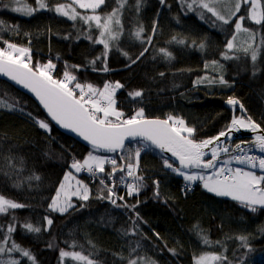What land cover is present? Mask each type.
<instances>
[{
	"label": "trees",
	"instance_id": "16d2710c",
	"mask_svg": "<svg viewBox=\"0 0 264 264\" xmlns=\"http://www.w3.org/2000/svg\"><path fill=\"white\" fill-rule=\"evenodd\" d=\"M44 2L46 9H39L37 0H0V48H6L5 42L29 48L33 67L51 61L55 78L63 79L65 71L74 75L70 87L79 82L102 89L105 83L119 82L123 86L117 89L116 107L124 118L140 109L149 119L172 116L195 130L193 138L203 140L227 130L233 120L227 104L234 99L264 131V24L249 20L250 2L241 0L240 12L227 25L200 8V0H105L95 13L69 0ZM204 2L230 16L235 0ZM260 2L264 13V0ZM60 4L71 5L80 15L70 20L57 14L54 9ZM25 6L37 10H12ZM113 12L111 29L117 38L109 41L105 56L103 46L94 42L100 29L81 17L99 15L104 23ZM240 15L245 16L243 27L255 32L254 43L227 50ZM226 52L232 58L225 59ZM136 91L142 95L134 96ZM240 115L237 111L235 117ZM42 121L49 123L50 131L39 127ZM142 143L127 145L131 160L127 152L123 160L110 155L117 158L114 177L107 175L111 164L95 176L82 172L89 199L75 198L65 213L54 212L49 205L71 164L93 151L60 132L31 97L0 80V196L24 205L0 213V247L5 248L0 264H33L20 252L8 251L13 242L30 251L35 264H87L71 256L62 259L61 250L78 252L92 264H195L207 255L220 257L211 264H264V208L253 212L209 193L202 183L189 189L154 149L141 153L135 177H128L127 164H135L134 151ZM244 152L264 156L254 148ZM101 178L117 194L115 204L107 199ZM129 183L143 185L139 195L128 196ZM26 224L41 231L30 232ZM241 237L247 238V248Z\"/></svg>",
	"mask_w": 264,
	"mask_h": 264
},
{
	"label": "snow or ice",
	"instance_id": "6c2138e0",
	"mask_svg": "<svg viewBox=\"0 0 264 264\" xmlns=\"http://www.w3.org/2000/svg\"><path fill=\"white\" fill-rule=\"evenodd\" d=\"M18 2V0H17ZM245 4L249 0H243ZM260 0H251V8L249 10L248 18L256 25L264 24V13H258L256 6L259 5ZM73 3L78 5L80 9L92 10L93 13L105 3V0H73ZM192 3H197V0H192ZM39 9H46L48 5L44 0H37ZM4 4L0 3V7ZM189 8L192 4L188 5ZM199 7L207 9L212 13L217 20L222 21L224 25L231 22V17L235 16L241 10V0H235L233 11L230 16L222 15L214 10L210 3L200 0ZM16 12H26L28 14L36 11L37 9L31 6L14 7L12 9ZM54 11L70 20H76L80 14L69 4H60L55 7ZM112 16L107 17L106 22L101 23L99 15L82 16L81 19L85 23L90 21L95 22V26L100 29L99 37L94 41L102 45L105 50V56L109 49V41L117 38V34L112 32L111 24ZM245 16L240 15L236 17L234 24L235 32L244 31L249 33L250 37L254 38L255 32L248 28H242ZM119 23V21H117ZM140 31L136 32V36H140ZM236 36L233 35L226 43V49L232 50L234 48L233 41ZM184 43L183 40L178 41ZM6 43V48H0V75L9 77L17 85L22 86L29 92L33 93L38 99L39 103L46 109L47 115L52 121H55L60 127L70 130L77 134L79 137L88 142L94 151L106 153H128V159L132 158L131 149H126L125 142L143 141L138 147L135 148L134 156L136 158L135 164H127V176L135 177L136 171L139 167V158L141 153L146 150L156 149L161 153H168L178 166H174V162H169V159H164V165L185 181L188 182V188L197 181H201L202 186L209 193H213L218 197H229L234 201H238L244 207L249 208L255 212L257 206L264 208V174L257 175L255 171L246 170L244 167H233L236 165H246L247 169H259L264 173V157L251 155L244 152L240 143L235 145L238 154L230 153L228 146L218 145L217 142L221 141L223 137L231 138L233 131H239L241 128L250 130L251 132H259L261 124L252 121L251 118L247 120L233 119L230 122L226 131H221L214 137L197 140L193 138L194 129L186 127L182 119L169 116L167 119H149L144 115L143 109L137 111L134 115L124 118V113L117 109L116 101L114 99L115 92L121 88L119 82L114 85L105 83L103 88L94 87L91 83L86 86L82 83H75L74 87H70L73 81L76 80L74 75L69 74L67 71L63 73V79L55 78L53 75L56 65L51 61L46 64L37 65L33 67L30 49L20 47L15 43ZM203 48V45L200 46ZM144 53H141V56ZM127 55V53H125ZM225 59L232 58L226 52ZM251 59H256L255 49H253ZM107 70L106 68L104 69ZM221 83H224L221 77ZM78 90V93H77ZM129 95H132L131 93ZM142 95L141 91H136L134 96L139 97ZM239 102L234 99L228 100V104L236 105ZM242 107V106H241ZM39 127L45 131H50L49 123L40 122ZM186 133V134H185ZM255 147L261 153H264V135L257 134L255 136ZM207 150V151H206ZM227 155L228 158L221 159V154ZM210 155V159H205ZM125 157L120 156L123 160ZM111 164V170L108 172V177H114L117 171V158L104 155H94L89 152L87 158L82 162L74 161L71 168L77 173L86 171L95 176L97 173H105V165ZM121 172L125 171L124 165L119 166ZM72 176L69 172L68 177ZM75 179V177H73ZM123 179V178H121ZM142 179V177H136ZM101 185L107 188V199L113 204L116 203L114 197L117 194L112 191V188L105 184L103 178L100 179ZM158 184V182H156ZM114 186V185H113ZM143 185L129 183L127 185V194L129 197L132 195H139L140 188ZM60 190L56 193L55 198L52 199L49 207L54 212L64 213L71 204L73 196L87 201L89 199V188L86 184L76 180L75 186L66 188L65 184H61ZM98 198H105L100 196ZM121 201L124 200L123 195L118 197ZM127 206V205H125ZM24 205L5 199L0 196V213H7L9 209L22 208ZM131 207V206H130ZM47 226H51L52 219L45 217ZM24 227L30 232H40L39 227H33L31 224H26ZM15 226L10 225L7 229L8 233H12ZM47 230V229H45ZM6 237L3 241L8 243ZM243 246L248 247L246 237H241ZM49 247H52L49 244ZM5 251L4 247H0V253ZM9 252H20L23 257H28L35 264V259L30 251L20 248L14 242L8 249ZM60 256H71L73 260L87 261V264H92L86 256L78 252H67L61 250ZM220 257L216 255L200 256L196 259L195 264H211L213 261L219 260ZM11 264H19L18 260H12ZM131 264H136L133 260ZM243 264V262H241Z\"/></svg>",
	"mask_w": 264,
	"mask_h": 264
},
{
	"label": "water",
	"instance_id": "95a60500",
	"mask_svg": "<svg viewBox=\"0 0 264 264\" xmlns=\"http://www.w3.org/2000/svg\"><path fill=\"white\" fill-rule=\"evenodd\" d=\"M0 80L2 81H5L9 84H11L14 88L18 89L19 91H21L22 93L28 95L29 97H31L39 106L40 108L44 111V113L47 115V112H46V109L43 108V106L39 103L38 99L35 97V95L31 92H29L27 89H24L22 86L20 85H17L14 81H12L9 77H6V76H3V75H0ZM239 102V101H238ZM233 111V119H240V118H243L245 120H247L249 118V115L247 114L245 108L243 107V105L239 102L238 104L236 105H230V104H227ZM242 106V107H241ZM239 111L241 113V115L239 117H235L236 115V112ZM48 119L51 121V123L60 131L62 132L63 134L73 138L74 140H76L78 143H80L81 145L87 147L88 149H90L91 151L93 152H96V153H100V154H104V155H112V154H118L119 157L122 155V153H106V152H97V151H94L92 149V146L84 141L82 139V137H79L77 134L71 132L70 130H67V129H64L62 127H60L59 125H57L55 123V121H52L51 118L47 115ZM253 121V120H252ZM257 134H261V135H264V131L261 129L259 132H251L250 130H246V129H243L241 128L239 131H233L231 133V138L229 139V137H223L221 139V141H218L217 144L218 145H221V146H224L225 144L226 145H230L229 143H232L233 141H236V140H239L240 144H241V147L243 149H249V148H255V136ZM140 142H143V141H140ZM135 143V141L133 142H129V141H126L125 142V146L127 147V145L129 144H133ZM156 150V149H154ZM161 156H163L165 159H169V161L171 162H174L175 165L178 166V162H175L174 161V158H172L170 156V154L168 153H161L159 150H156ZM207 151V150H206ZM229 151L230 153H233V154H236L238 152V150L235 149V146L230 149L229 147ZM227 157V155L225 154H221V159ZM205 159H210V155L209 156H206Z\"/></svg>",
	"mask_w": 264,
	"mask_h": 264
},
{
	"label": "rangeland",
	"instance_id": "374dc122",
	"mask_svg": "<svg viewBox=\"0 0 264 264\" xmlns=\"http://www.w3.org/2000/svg\"><path fill=\"white\" fill-rule=\"evenodd\" d=\"M70 2H72L73 3V0H69ZM249 2L251 3V0H249ZM76 5V4H75ZM77 7H79L78 5H76ZM102 6V5H101ZM100 6V7H101ZM99 7V8H100ZM98 8V9H99ZM97 9V10H98ZM83 10H85V9H83ZM96 10V11H97ZM256 10H257V12L258 13H262V9H261V2H259V5H257L256 6ZM88 11H92V10H88ZM242 28H244L243 27V24H242ZM236 40L235 41H233V44H234V48L233 49H238V48H241V49H244V48H246V47H251L252 45H253V43H254V40H253V42H252V44H251V41H252V37H250V35H249V33H246V32H244V31H240V32H236ZM116 92H117V90H116ZM116 92H115V95H116ZM114 99H115V101H116V97L114 96ZM116 105H117V103H116ZM185 126L186 127H190L186 122H185ZM186 134V133H185ZM254 149H256L257 151H259V149L258 148H254ZM260 152V151H259ZM93 154L94 155H104V154H100V153H96V152H93ZM236 154H238V153H236ZM264 154V153H263ZM88 155V154H87ZM87 155L84 157V159H86L87 158ZM104 156H109V157H112V156H110V155H104ZM226 158H228V157H225V158H223V159H226ZM84 159H82L80 162H82ZM108 164H106L105 165V167L107 166ZM174 166H177V165H174ZM233 167H244V168H246V170H252V171H255L256 172V174L257 175H261V174H264V173H262V172H260V170L259 169H247V166L246 165H236V164H233L232 165ZM138 170V169H137ZM69 172H71L72 173V176H70V177H68V179L67 180H65V177L66 176H68V173ZM67 174H66V176L64 177V179H63V182H62V184H65L66 185V188L67 187H69V186H75L76 185V180H79V181H81L83 184H84V182L81 180V178H80V176H81V174H82V172H80V173H77L74 169H72V168H70V171H69ZM137 172V171H136ZM177 176H179V175H177ZM73 177H75V179H73ZM180 177V176H179ZM180 178H182V177H180ZM183 179V178H182ZM184 180V179H183ZM187 182V181H186ZM188 183V182H187ZM196 183H203V182H201V181H197ZM195 183V184H196ZM59 190H60V188H59ZM75 198H79V197H76V196H73L72 198H71V204L73 205V199H75ZM225 198H228V199H231V198H229V197H225ZM232 200V199H231ZM257 207H259V206H257ZM71 207H69L68 208V210L70 209ZM67 210V211H68ZM59 213V212H58ZM65 213V212H64ZM63 214V213H62Z\"/></svg>",
	"mask_w": 264,
	"mask_h": 264
},
{
	"label": "built area",
	"instance_id": "2783aa9c",
	"mask_svg": "<svg viewBox=\"0 0 264 264\" xmlns=\"http://www.w3.org/2000/svg\"><path fill=\"white\" fill-rule=\"evenodd\" d=\"M245 153H248V154H251V155H257V156H260V157H264V156H262L260 154H256V153H250V152H245Z\"/></svg>",
	"mask_w": 264,
	"mask_h": 264
},
{
	"label": "bare ground",
	"instance_id": "6f19581e",
	"mask_svg": "<svg viewBox=\"0 0 264 264\" xmlns=\"http://www.w3.org/2000/svg\"><path fill=\"white\" fill-rule=\"evenodd\" d=\"M239 141V140H238ZM240 142V141H239ZM224 146H227L226 144L224 145ZM234 147V146H233ZM233 147H230V149H232ZM244 150H246V149H244ZM238 153V152H237Z\"/></svg>",
	"mask_w": 264,
	"mask_h": 264
},
{
	"label": "flooded vegetation",
	"instance_id": "af4514ba",
	"mask_svg": "<svg viewBox=\"0 0 264 264\" xmlns=\"http://www.w3.org/2000/svg\"><path fill=\"white\" fill-rule=\"evenodd\" d=\"M228 147H231V144L230 145H227Z\"/></svg>",
	"mask_w": 264,
	"mask_h": 264
}]
</instances>
